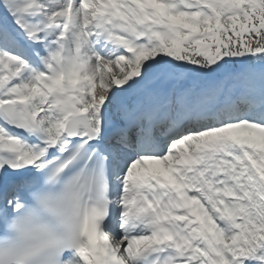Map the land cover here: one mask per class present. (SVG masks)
<instances>
[{"label":"snow or ice","instance_id":"snow-or-ice-1","mask_svg":"<svg viewBox=\"0 0 264 264\" xmlns=\"http://www.w3.org/2000/svg\"><path fill=\"white\" fill-rule=\"evenodd\" d=\"M0 264H264V0H0Z\"/></svg>","mask_w":264,"mask_h":264}]
</instances>
